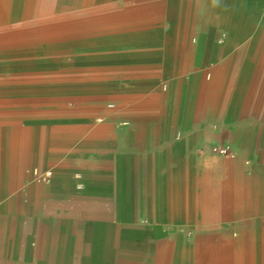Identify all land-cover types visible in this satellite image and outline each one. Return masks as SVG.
<instances>
[{
	"label": "crops",
	"instance_id": "crops-1",
	"mask_svg": "<svg viewBox=\"0 0 264 264\" xmlns=\"http://www.w3.org/2000/svg\"><path fill=\"white\" fill-rule=\"evenodd\" d=\"M0 11V264H164L170 237L218 234L220 221L256 218L252 204L262 225L246 230L264 235L253 136L213 110L222 93L264 92V0H0ZM45 63L88 81L43 85L61 74Z\"/></svg>",
	"mask_w": 264,
	"mask_h": 264
},
{
	"label": "rangeland",
	"instance_id": "rangeland-1",
	"mask_svg": "<svg viewBox=\"0 0 264 264\" xmlns=\"http://www.w3.org/2000/svg\"><path fill=\"white\" fill-rule=\"evenodd\" d=\"M133 0H129V2H132ZM78 51V49L76 50ZM66 57V58H65ZM59 61L62 59H66L68 60L69 57L68 56H62L58 58ZM64 64H67L63 61ZM76 64H79V62H75ZM51 64V63H50ZM49 63H45L44 67L47 68V70H49L48 72H52L51 70H53L54 72L57 71V73H61L63 72V75L60 74L59 76L54 75V77L52 75L49 74H43V77L41 80H38L39 83L43 84V85H62V84H67V83H74V84H83L86 81H88L87 78H84V76L82 75V73L78 74L75 73L74 78H69L67 79V72H64V70H61V68L55 65L52 66V64L50 65ZM70 64V63H69ZM46 65V66H45ZM59 68V69H58ZM243 98L242 100H238V98L235 96H238ZM221 98H224V100H218L217 104H215V107L213 108V110L215 111L217 106H219V113H221L224 116L227 117H239L241 118L240 123H237L236 125H229L230 130L227 129L226 131H230V132H245L248 133L249 135L253 136L251 139H253L252 142H250V144H252V149L251 151L248 153L247 158H251L253 156H259V158H257L258 160L256 161L258 165V167L260 166L261 168H264V92H257V91H252V92H246V93H242V94H235V93H227V94H220ZM226 99V100H225ZM222 106V111H220ZM228 127V126H227ZM228 127V128H229ZM263 127V128H262ZM218 155H220L219 153H217ZM236 154L232 151L228 152V155L226 156H235ZM223 156V155H220ZM249 160V159H247ZM248 162V161H247ZM251 176H250V180L243 182L245 185V193L249 196V198H247L248 196L245 197L246 201L249 200L251 202H256L259 200V198L257 197V194L259 192V188H260V184L259 182H257L256 177H255V173H258L256 171H251L249 170ZM243 199V198H241ZM251 211L254 213L253 217H256L252 220H234V221H220L218 222L217 226L222 225V224H233V225H237L241 224V225H245V227L249 230H251V228H258L262 225V222H258L256 223L255 221L258 219L259 215H258V205H253L251 206ZM256 213V214H255ZM206 225H204L205 227ZM175 236H172L169 238V243L165 246H163L162 248H159V250H162L165 253V263L164 264H172L175 260L176 257V252H174V248H175ZM196 237L193 236L191 238H184L185 243L192 242V246L193 247H197V248H204L205 244H199L196 241ZM188 243H186L185 245H187ZM199 245V247H198ZM142 249L146 250V247H142ZM157 248H155V252H157ZM154 262H152L151 264H153ZM156 263H158L156 261ZM141 264H148L147 261H144ZM150 264V262H149Z\"/></svg>",
	"mask_w": 264,
	"mask_h": 264
},
{
	"label": "bare ground",
	"instance_id": "bare-ground-1",
	"mask_svg": "<svg viewBox=\"0 0 264 264\" xmlns=\"http://www.w3.org/2000/svg\"><path fill=\"white\" fill-rule=\"evenodd\" d=\"M236 224L233 229L231 224H222L218 227V234L210 233L211 235L196 237L199 244H205L204 248L193 247L192 242H186L188 244L185 245L184 238H191L190 236L176 237L174 242V252H176L174 264H264V235L246 230L245 225Z\"/></svg>",
	"mask_w": 264,
	"mask_h": 264
},
{
	"label": "built area",
	"instance_id": "built-area-1",
	"mask_svg": "<svg viewBox=\"0 0 264 264\" xmlns=\"http://www.w3.org/2000/svg\"><path fill=\"white\" fill-rule=\"evenodd\" d=\"M215 151L217 152V153H219L220 155H223V156H226V155H228V149H226V148H216L215 149ZM34 174L35 175H38V171L37 170H35L34 171ZM51 173H47V174H45L44 176H43V179H42V181L44 182V181H46L47 179H49L50 177H51Z\"/></svg>",
	"mask_w": 264,
	"mask_h": 264
}]
</instances>
